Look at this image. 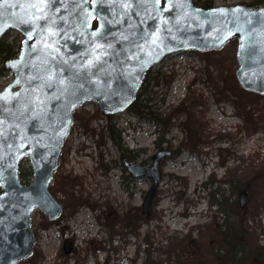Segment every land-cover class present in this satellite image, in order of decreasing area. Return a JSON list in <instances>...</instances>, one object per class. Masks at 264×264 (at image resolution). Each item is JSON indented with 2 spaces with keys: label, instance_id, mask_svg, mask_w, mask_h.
I'll list each match as a JSON object with an SVG mask.
<instances>
[{
  "label": "rangeland",
  "instance_id": "374dc122",
  "mask_svg": "<svg viewBox=\"0 0 264 264\" xmlns=\"http://www.w3.org/2000/svg\"><path fill=\"white\" fill-rule=\"evenodd\" d=\"M18 39L12 31L5 37L8 43ZM236 46L231 39L219 49L169 55L151 68L157 79L142 98L151 112L172 115L167 126L127 110L111 115L127 150L123 160L150 166L159 150L167 151L148 217L141 202L152 181L129 177L108 137V118L95 102L76 109L49 184L62 212L52 221L32 213V253L17 264H144L148 258L149 264H216L209 254L216 244L211 234L225 217L247 233V252L264 250V94L237 83ZM155 140L163 141L161 147ZM23 172V182L31 181L27 159ZM71 195L88 198L92 206L65 205Z\"/></svg>",
  "mask_w": 264,
  "mask_h": 264
},
{
  "label": "water",
  "instance_id": "95a60500",
  "mask_svg": "<svg viewBox=\"0 0 264 264\" xmlns=\"http://www.w3.org/2000/svg\"><path fill=\"white\" fill-rule=\"evenodd\" d=\"M12 29L23 39L18 54L4 64L13 79L0 90V264H17L31 255L32 211L46 220L59 216L61 205L48 187L73 112L83 103L95 102L107 115L123 112L148 69L165 56L218 49L232 38L237 39V83L264 94V6L0 0V39ZM166 154L159 150L150 166L124 162L131 176L152 181L141 206L145 217ZM25 159L32 178L23 183L19 167ZM63 249L67 253L69 243Z\"/></svg>",
  "mask_w": 264,
  "mask_h": 264
},
{
  "label": "trees",
  "instance_id": "16d2710c",
  "mask_svg": "<svg viewBox=\"0 0 264 264\" xmlns=\"http://www.w3.org/2000/svg\"><path fill=\"white\" fill-rule=\"evenodd\" d=\"M192 1L196 6L209 8L215 5L216 0ZM246 5L253 7L262 6L264 5V0H252ZM7 33L8 31L0 39V75L6 70L4 67L5 61L15 57L20 48V45L5 41ZM233 40L236 41V39ZM150 73L151 70L146 73L140 89L137 92L135 101L127 108V111L135 114L139 119L151 117L159 125L167 126L172 115L169 114L163 118L161 113L151 112V107L147 103V98H142V95L147 93L149 82L152 79H157L156 76H150ZM107 118L106 129L108 131V137L110 141L117 147V149H119L120 157L123 159V157L127 154V150L126 148L122 147L120 133L119 131L116 132L115 124L112 121V116H107ZM154 143L157 145V147H161L163 141H155ZM130 157V159H134L132 158V155ZM26 177L27 173L25 172L19 174V178L22 181L26 180ZM63 184H66V182ZM232 185L235 186V184ZM235 188L237 187L235 186ZM213 192H216V190ZM213 204L218 206L220 205L215 201H213ZM240 228L241 226L238 223H234L231 220L229 221V217H225L221 223V230L218 228L217 232H214L215 234H211V237L215 240L216 244L212 249L209 250V254L211 255L210 259L214 260L216 264H264V250L261 248H256L253 255L252 252H247V233L241 231ZM178 247L181 249L180 255L186 257L187 253L183 250V247L180 245ZM148 260L149 258L144 261V264H149L147 263Z\"/></svg>",
  "mask_w": 264,
  "mask_h": 264
},
{
  "label": "flooded vegetation",
  "instance_id": "af4514ba",
  "mask_svg": "<svg viewBox=\"0 0 264 264\" xmlns=\"http://www.w3.org/2000/svg\"><path fill=\"white\" fill-rule=\"evenodd\" d=\"M95 24H96V23L93 22V27L95 26ZM12 32H13V30H12ZM15 33H16V32H15ZM129 177H132V176L129 174ZM125 179L128 180V176H127ZM84 185H85V184H84ZM71 197L74 198V199H75V198H78L77 196L75 197V196H73V195H71ZM143 197H144V196H143ZM69 199H70V198H69ZM69 199H68V200H69ZM142 201H143V199H142ZM83 204H86V203H83ZM65 205L72 206V205H71V201H69L68 204H67V202H66ZM73 206H80V205H78V203H77L76 205H74V203H73ZM88 206H89V205H88ZM141 206H142V202H141Z\"/></svg>",
  "mask_w": 264,
  "mask_h": 264
},
{
  "label": "built area",
  "instance_id": "2783aa9c",
  "mask_svg": "<svg viewBox=\"0 0 264 264\" xmlns=\"http://www.w3.org/2000/svg\"><path fill=\"white\" fill-rule=\"evenodd\" d=\"M11 79L10 73H8V75L0 78V81L3 80V82H1V86L4 85L6 82H8Z\"/></svg>",
  "mask_w": 264,
  "mask_h": 264
}]
</instances>
